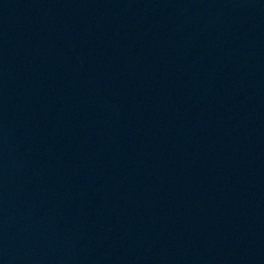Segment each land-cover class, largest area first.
Returning a JSON list of instances; mask_svg holds the SVG:
<instances>
[{"label":"water","instance_id":"water-1","mask_svg":"<svg viewBox=\"0 0 264 264\" xmlns=\"http://www.w3.org/2000/svg\"><path fill=\"white\" fill-rule=\"evenodd\" d=\"M213 264H264V0H176Z\"/></svg>","mask_w":264,"mask_h":264}]
</instances>
